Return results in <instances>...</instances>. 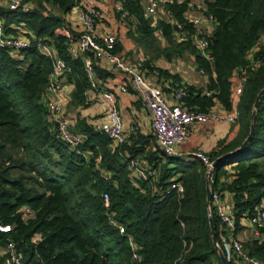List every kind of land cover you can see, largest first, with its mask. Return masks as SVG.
Instances as JSON below:
<instances>
[{"label": "trees", "instance_id": "obj_1", "mask_svg": "<svg viewBox=\"0 0 264 264\" xmlns=\"http://www.w3.org/2000/svg\"><path fill=\"white\" fill-rule=\"evenodd\" d=\"M33 1L29 13L9 12L0 5V21L10 33L14 31L11 25L23 23L35 37L53 43L73 69L71 105L86 106L83 93L90 84L82 60L68 55L66 38L54 33L63 24L62 13L69 12L78 0ZM141 1L121 0L136 19L139 42L151 58L165 54L172 59L188 50L195 55L197 68L209 75L207 89L211 94L194 93L190 88L188 106L206 111L219 102L230 109L232 78L235 73L246 74L237 101L243 137L208 157L214 160L233 150L249 132L255 97L264 86V46L257 45L264 34V0H202L205 12L216 19L207 35L209 59L196 54L189 37L177 42L172 23L161 20L153 25L145 17ZM187 6L186 1H172L166 9L193 30L183 17ZM158 28L162 29L164 46L156 37ZM21 54L23 58L18 60L0 47V264H10L3 250L10 240L22 264H222L208 221L211 214L219 243L220 220L213 206L209 213L206 204V166L193 156L186 162L168 157L160 165L154 187H164L176 176L182 192L171 190L159 198L153 184L130 177L127 162L118 155L119 149H126L125 143L114 148L106 134L78 122V131L72 126L71 130L82 134L85 142L71 148L57 139L44 106L50 60L36 48ZM251 57L261 58L257 66H250ZM252 122L250 142L214 168L210 183L212 191L221 190L222 178L233 174L229 191L234 196L237 229L242 227L241 213L253 211L264 190V93ZM229 164L233 165L231 170L225 169ZM97 165L110 177L105 179ZM105 192L109 195L107 205ZM24 206L32 209V217L24 218L19 212ZM115 224L122 225L124 233ZM243 247L264 258V241L253 239Z\"/></svg>", "mask_w": 264, "mask_h": 264}, {"label": "built area", "instance_id": "obj_2", "mask_svg": "<svg viewBox=\"0 0 264 264\" xmlns=\"http://www.w3.org/2000/svg\"><path fill=\"white\" fill-rule=\"evenodd\" d=\"M108 0H78L70 10L72 15L80 23V30L77 35L66 32L65 50L72 58H80L87 73L90 87L83 93L87 104L96 103L101 107V115L92 124L94 130L106 134L111 145L114 148H120L125 142V130L120 116L119 107L114 92L100 85L97 81L94 71V60H103L112 65L116 70L121 71L128 79L129 85L120 83L116 90L125 93L131 88L146 106L150 117L151 131L155 137L161 157H172L175 154L176 147L185 142L189 137V128L196 122L222 121L235 123L239 119V110L237 101L242 93L243 84L247 78L242 72L240 83L234 86L231 94V108L220 111L213 107L206 111L195 109L187 105L189 89L186 86H180L173 89L172 97L175 104L165 100L161 87L153 84L149 78L144 76L142 71L131 63L125 61L120 53L116 51L117 36L113 32L103 33L98 29V24L105 17L107 9L105 3ZM173 0H170L172 2ZM197 6L188 4L183 12L184 19L194 28L190 30L184 24L172 16L167 11L164 0H143V9L153 23H158L165 16L171 19L174 26L175 36L179 40L189 37L192 46L205 58L209 59V40L207 35L213 31L216 25V19L205 12L202 0H198ZM178 3L184 0H177ZM0 5L6 11L20 10L23 13L32 11L33 0H0ZM115 9L121 13L123 18H127L128 10L124 7L121 0H116ZM63 15V14H62ZM61 17L63 18V16ZM165 20V19H164ZM165 21V22H166ZM13 32H8L0 21V47L6 48L15 59L23 58V51L36 48L50 60L51 71L49 74L48 88L46 91L44 106L50 114L51 123L54 124V133L57 139L66 143L71 148H78L85 142V137L71 130L69 117L64 114L66 106V91L70 83V76L73 73L72 67L60 57L55 45L45 41L42 38L35 37L23 23L11 25ZM258 46H264V34L258 39ZM259 59L253 58L251 65L257 66ZM199 73H205L203 68L198 69ZM156 76L157 71L153 72ZM206 96L211 91L204 92ZM136 126L130 125L127 129L133 132ZM85 157L88 153L81 152ZM118 155L127 162L130 169V177L133 180L144 181L153 184V190L159 198L169 194L171 190L182 192V185L172 180L164 187H154V181L159 179V167L152 164L148 167L136 164L125 150L119 149ZM193 157L199 159L206 166V175L211 183L214 179V167L212 160L208 155L200 150L192 153ZM98 156L97 161H99ZM233 165L225 166V169L231 170ZM101 175L107 179L110 177L106 171L99 165L96 166ZM234 173V172H233ZM236 173V170H235ZM234 173V174H235ZM234 179L233 174L222 178L221 190H211V199L208 204L209 213L211 206L216 211L220 220L221 235L218 249L222 251L227 264H264V258H259L249 253L243 247L241 239L237 236V221L234 214L233 193L229 191V186ZM229 195V196H227ZM226 197H229L226 199ZM103 201L107 205L109 201L108 193H103ZM24 218L32 217L31 208L24 206L19 209ZM240 223L252 230L253 239L264 241V190L262 192L260 204L254 207L253 211L245 210L240 215ZM120 233H124V227L115 224ZM9 255L10 264H22L20 254L17 252L15 243L10 240L6 243L4 249ZM2 250V252H3ZM132 257L137 258L136 251L133 250Z\"/></svg>", "mask_w": 264, "mask_h": 264}, {"label": "crops", "instance_id": "obj_3", "mask_svg": "<svg viewBox=\"0 0 264 264\" xmlns=\"http://www.w3.org/2000/svg\"><path fill=\"white\" fill-rule=\"evenodd\" d=\"M164 1L165 4L170 2V0ZM173 1L177 2V0ZM185 1L193 6H197L199 2L198 0H184V2ZM141 3L143 6V0ZM115 4L116 0H108L105 3L107 13L98 24V29L103 33L113 32L116 34V51L120 53L125 61L136 65L144 76L149 78L153 84L161 87L166 101L172 104L176 103L172 97V92L173 89L180 86H186L188 89L192 88V92L194 93V90H201L203 92L208 90L209 75L207 73L201 74L198 72L199 68H197L198 66L193 53L185 50L182 55L172 57V59H168L165 54L151 58L150 53L146 52L139 42V33L136 30V19L133 18L127 8L128 16L127 18H123L121 13L115 9ZM62 14L63 24L55 29V35L57 37H65L66 32L77 35L80 30V23L77 18L74 17L70 11ZM144 15L146 18H150L145 11ZM162 21L167 23L170 22L171 19L168 18L166 21V17L164 16ZM154 24L156 23H153V25ZM162 34V29L158 28L156 37L159 43L164 46L166 45V41ZM173 34L177 42L182 41L176 38L175 30H173ZM196 54L200 53L196 50ZM252 59L251 57L250 61H252ZM94 71L98 83L111 89L115 94L122 125L124 129H126V153L136 161L137 165L148 167L152 164H156V166L160 168V165H162L168 157H161V152L157 147L155 137L151 131L148 109L131 88H128L125 93L116 90V86L120 83L126 84L127 86L129 85L127 77L121 71L115 70L112 65L103 60H94ZM154 71L158 73L156 76L153 73ZM240 82V76L235 73L232 78V91L234 86ZM74 88V83L70 82L66 91L64 114L69 117L71 126L75 130L78 129V122L92 127V124L96 122L101 115V107L96 103H89L86 106L79 104L72 106L70 101L72 100ZM190 97L189 94L187 99ZM214 103L213 108L221 112L225 111L222 104L219 102ZM194 108L198 109L197 106H194ZM130 125L136 126L133 132L127 130ZM242 137L243 124L240 120L235 123L222 121L196 122L189 128L188 139L176 147L175 154L171 158L186 162L190 159L192 160L191 156L194 151L200 150L208 155L219 151L226 145L234 146ZM147 157H153L151 159L152 161L148 160ZM106 173L110 175V173ZM174 179H176V176H174L172 180ZM228 198L229 197H226V199ZM241 226L242 227H238L237 229V236L244 245L253 240V232L250 228L242 224Z\"/></svg>", "mask_w": 264, "mask_h": 264}, {"label": "water", "instance_id": "obj_4", "mask_svg": "<svg viewBox=\"0 0 264 264\" xmlns=\"http://www.w3.org/2000/svg\"><path fill=\"white\" fill-rule=\"evenodd\" d=\"M264 93V86L260 89V91L258 92V94L255 97V101H254V108L252 110L251 113V121H250V126H249V132L247 134V136L245 137V139L242 141V143L236 147L235 149L228 151L218 157H216L213 161H212V166L215 168L219 163H221L222 161L226 160L227 158H229L232 155L237 154L238 152H240L241 150H243L246 145L250 142L252 135H253V116L255 114V107L261 97V95ZM205 191H206V204L208 206L210 199H211V188H210V183L209 180L207 178V175L205 174ZM208 221H209V227H210V233H211V239H212V243L215 247L218 248V244H217V240H216V232H215V224H214V220L211 216V214H209L208 217ZM218 253L220 255V260L222 264H227V262L225 261V257L224 254L222 253V251L219 249Z\"/></svg>", "mask_w": 264, "mask_h": 264}]
</instances>
